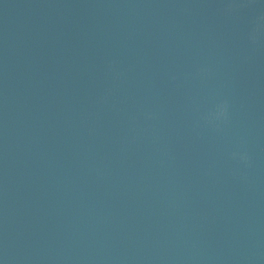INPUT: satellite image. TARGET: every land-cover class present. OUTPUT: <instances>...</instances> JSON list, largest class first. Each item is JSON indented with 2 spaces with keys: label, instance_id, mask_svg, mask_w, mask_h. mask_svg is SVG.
<instances>
[{
  "label": "water",
  "instance_id": "water-1",
  "mask_svg": "<svg viewBox=\"0 0 264 264\" xmlns=\"http://www.w3.org/2000/svg\"><path fill=\"white\" fill-rule=\"evenodd\" d=\"M74 0H0V264H88Z\"/></svg>",
  "mask_w": 264,
  "mask_h": 264
},
{
  "label": "clouds",
  "instance_id": "clouds-1",
  "mask_svg": "<svg viewBox=\"0 0 264 264\" xmlns=\"http://www.w3.org/2000/svg\"><path fill=\"white\" fill-rule=\"evenodd\" d=\"M232 5H230L228 7V11H232L233 10ZM256 26L253 29V31L249 34V39L252 43H257L258 40L261 38V36H264V16H260L257 20H256ZM228 118V113H227V104H220L216 106V109L210 113H208L204 119L207 123L209 124H215L216 122L220 121V122H224L226 121ZM236 153H233V156H236ZM241 159L243 160H248L247 155H243L241 157Z\"/></svg>",
  "mask_w": 264,
  "mask_h": 264
}]
</instances>
